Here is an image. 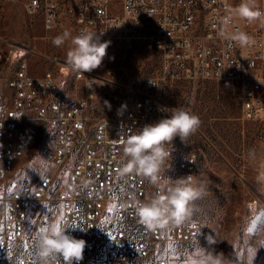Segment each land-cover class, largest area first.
<instances>
[{
  "label": "built area",
  "instance_id": "built-area-1",
  "mask_svg": "<svg viewBox=\"0 0 264 264\" xmlns=\"http://www.w3.org/2000/svg\"><path fill=\"white\" fill-rule=\"evenodd\" d=\"M240 2L25 0V9L29 15H42L47 32L55 28L63 9L74 22L75 36L82 29L103 33L101 40L111 42L104 61L113 60L117 52L126 51L132 44L143 45L159 54L161 79L215 80L236 93L243 121H264V23L258 20L249 24L235 16L229 25L223 23L229 10ZM255 2L264 12V0ZM236 30L246 32L255 43L240 47L220 35L221 31ZM94 72L105 74L100 78ZM111 72L106 67L83 75L73 73L74 79L82 82L84 94L71 99L58 97L53 74L30 76L26 60L7 79L12 103L0 108V264H40L39 260L10 257L24 234L32 204L30 185L11 192L9 180L12 168L34 143L27 128L33 108V120L57 127L50 155L54 172L38 184L33 200L35 204L46 200L56 173L68 164L70 170L57 199L62 205L66 231L87 242L80 264H140L153 243H170L188 251L198 238L196 224L150 231L139 222L133 197L147 200L156 189L142 176L122 173L126 163L122 140L146 124L165 118L166 107L156 93L160 79L150 78L140 91L125 88L128 98L111 105V116L92 117V107L109 106L103 87L112 83ZM99 80L102 84H98ZM197 158L196 149H186L177 178L196 176ZM51 264H62V259L56 258ZM154 264L169 262L158 259Z\"/></svg>",
  "mask_w": 264,
  "mask_h": 264
},
{
  "label": "rangeland",
  "instance_id": "rangeland-1",
  "mask_svg": "<svg viewBox=\"0 0 264 264\" xmlns=\"http://www.w3.org/2000/svg\"><path fill=\"white\" fill-rule=\"evenodd\" d=\"M70 2L74 0H68ZM69 36L57 47L53 39ZM75 25L71 18L59 15L55 28L45 31L42 15H29L25 0H0V108L12 103V91L7 79L26 60L28 74L42 77L51 73L56 77L58 97L64 99L83 96L82 82L74 79L66 63L68 51L74 47ZM113 70L103 90L109 101L107 107H92L91 116H111L113 105L128 98L125 88L141 90L150 78L160 79L158 95L165 109L182 108L197 115L201 121L198 130L184 142L179 137L168 144L172 155L164 165L163 175L170 182L177 178L179 163L188 148L198 151L196 177L206 185L207 194L194 202L192 217L184 224H196L198 238L188 251L178 250L173 244L153 243L140 264H154L166 259L169 264H199L201 249L223 253L227 264H264V183L257 176L264 171V121L246 122L241 119V106L234 91L226 90L215 80L161 79L160 56L140 44H132L117 52L113 60L103 61L100 69ZM264 75V67H263ZM104 77L105 72H94ZM98 84H102L99 80ZM28 122L27 128L34 143L25 157L12 168L9 180L11 192L31 187L32 204L29 205L24 234L11 258L23 257L39 260L36 255V233L41 227L53 226L63 209L57 199L63 189L69 165L55 175L46 200L35 204L34 193L38 184L50 176L53 165L50 155L56 144L57 127L50 122ZM165 117L170 113L164 111ZM250 150L255 158L249 157ZM155 195L152 191L148 198ZM65 222L61 228L66 229ZM218 241L209 246L207 235Z\"/></svg>",
  "mask_w": 264,
  "mask_h": 264
},
{
  "label": "clouds",
  "instance_id": "clouds-1",
  "mask_svg": "<svg viewBox=\"0 0 264 264\" xmlns=\"http://www.w3.org/2000/svg\"><path fill=\"white\" fill-rule=\"evenodd\" d=\"M229 13L223 19L226 26L231 23L232 16L249 24L258 20L264 23V12L259 10L255 0H241ZM102 35L103 33L82 29L72 38L74 47L68 51L66 63L73 73L83 75L102 66L111 43L102 41ZM220 35L240 47L255 43L253 38L242 30L232 33L221 31ZM68 36L65 32L63 36L55 37L53 44L61 46ZM105 104L108 105V102L105 101ZM164 111L170 115L156 123L146 124L138 133L122 140L126 161L121 169L122 173L142 176L156 189L155 195L147 200L140 201L133 197L135 214L139 222L150 231L182 225L192 217L194 202L207 194L205 183L192 174L172 182L164 177V165L172 155L167 145L173 144L177 137L184 142L198 130L201 123L197 115L182 108L175 107ZM248 155L254 159L256 154L254 150H250ZM257 181L264 183V171L258 174ZM206 241L209 246L218 242L211 234L206 236ZM86 243L84 239L76 238L64 228L57 230L54 226H45L36 233V255L40 264H51L56 258H61L62 264H80L84 258ZM199 264L227 262L223 253L202 248Z\"/></svg>",
  "mask_w": 264,
  "mask_h": 264
},
{
  "label": "snow or ice",
  "instance_id": "snow-or-ice-1",
  "mask_svg": "<svg viewBox=\"0 0 264 264\" xmlns=\"http://www.w3.org/2000/svg\"><path fill=\"white\" fill-rule=\"evenodd\" d=\"M111 210H112V207L110 206L109 211H111ZM62 221H64V216L63 215H60L59 220L55 224H53V226L57 230L61 229V222ZM111 239H112L113 242H116V238L115 237H112Z\"/></svg>",
  "mask_w": 264,
  "mask_h": 264
}]
</instances>
